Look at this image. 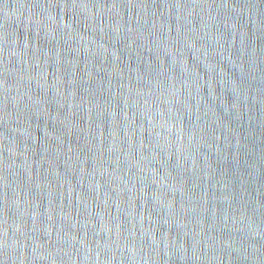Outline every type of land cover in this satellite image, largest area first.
<instances>
[{
    "label": "water",
    "instance_id": "95a60500",
    "mask_svg": "<svg viewBox=\"0 0 264 264\" xmlns=\"http://www.w3.org/2000/svg\"><path fill=\"white\" fill-rule=\"evenodd\" d=\"M0 264H264V0H0Z\"/></svg>",
    "mask_w": 264,
    "mask_h": 264
}]
</instances>
